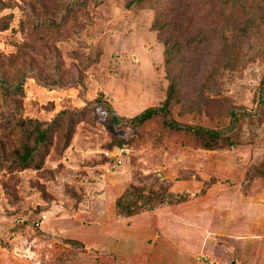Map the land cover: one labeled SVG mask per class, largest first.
I'll return each instance as SVG.
<instances>
[{
  "label": "rangeland",
  "instance_id": "obj_1",
  "mask_svg": "<svg viewBox=\"0 0 264 264\" xmlns=\"http://www.w3.org/2000/svg\"><path fill=\"white\" fill-rule=\"evenodd\" d=\"M131 1L0 0V79L22 81L17 93L0 86V264H116L95 242L124 193L132 214L185 201L183 180L197 196L264 199V0ZM172 83L183 124L221 129L230 111L253 109L239 145L192 148L157 123L133 132L93 108L102 98L133 118ZM27 119L52 124L39 168L18 162Z\"/></svg>",
  "mask_w": 264,
  "mask_h": 264
},
{
  "label": "crops",
  "instance_id": "obj_2",
  "mask_svg": "<svg viewBox=\"0 0 264 264\" xmlns=\"http://www.w3.org/2000/svg\"><path fill=\"white\" fill-rule=\"evenodd\" d=\"M195 184L176 185L188 199L175 205L131 218L115 208L104 217L111 230L97 228L96 247L116 264H264V199L197 196Z\"/></svg>",
  "mask_w": 264,
  "mask_h": 264
},
{
  "label": "trees",
  "instance_id": "obj_3",
  "mask_svg": "<svg viewBox=\"0 0 264 264\" xmlns=\"http://www.w3.org/2000/svg\"><path fill=\"white\" fill-rule=\"evenodd\" d=\"M144 0H132L129 4V8L138 7ZM161 15L156 20V26H161ZM255 39V35L248 37L246 42H250ZM166 56L168 55L165 50ZM255 57L264 59V50L256 53ZM22 82V81H21ZM15 84L14 87L8 88L5 80L0 79V86L3 90L9 94L12 92L22 91V83ZM177 89L174 83H172L167 91L166 99L159 107H151L144 110L139 115L133 118H121L113 114L110 105L105 99L97 98L93 102L94 110L101 109L107 114V119L110 124L119 125L122 128L128 129L133 132H139L147 128L151 124L157 123L163 132H167L174 137H179L182 143L192 148H202L208 151H218L226 148H232L239 145V131L241 121L252 114L253 109L247 110L245 108L234 109L229 112V122L224 128H208L193 124H183L171 115V106L175 100ZM256 106L258 108L264 107V77L258 87L256 93ZM64 113L58 116V119L63 118ZM52 124H43L40 121L34 119H27L21 121V128H24V136L22 137V154L20 155L18 162L25 168L34 167L39 168V156L42 155V150L46 147H50L49 131ZM128 193V192H127ZM125 194V193H124ZM121 195L115 202V208L118 217L131 218L138 214H132L131 210V196L125 194ZM127 211L128 215L124 216L119 211ZM152 209L150 211H153ZM77 243V241H70ZM79 244V242H78ZM83 245V244H82ZM235 264V263H233Z\"/></svg>",
  "mask_w": 264,
  "mask_h": 264
},
{
  "label": "built area",
  "instance_id": "obj_4",
  "mask_svg": "<svg viewBox=\"0 0 264 264\" xmlns=\"http://www.w3.org/2000/svg\"><path fill=\"white\" fill-rule=\"evenodd\" d=\"M119 163H120V161H119Z\"/></svg>",
  "mask_w": 264,
  "mask_h": 264
}]
</instances>
